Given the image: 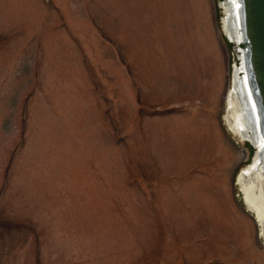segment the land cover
Returning <instances> with one entry per match:
<instances>
[{"label": "rangeland", "instance_id": "1", "mask_svg": "<svg viewBox=\"0 0 264 264\" xmlns=\"http://www.w3.org/2000/svg\"><path fill=\"white\" fill-rule=\"evenodd\" d=\"M221 1L0 0V264H264Z\"/></svg>", "mask_w": 264, "mask_h": 264}, {"label": "water", "instance_id": "2", "mask_svg": "<svg viewBox=\"0 0 264 264\" xmlns=\"http://www.w3.org/2000/svg\"><path fill=\"white\" fill-rule=\"evenodd\" d=\"M237 1L240 2L239 11L236 13L238 17L240 16L237 26L239 37L235 34L227 35L236 46L239 59L238 64L233 66L231 89L237 88L243 80L242 76L246 75L245 85L249 88L251 95L249 97L252 100L251 102L249 99L243 100L245 115L249 123L254 125L257 135L260 132L263 138L261 144L250 141L255 147L254 155L261 158L264 155V0ZM224 2L226 0L220 3Z\"/></svg>", "mask_w": 264, "mask_h": 264}, {"label": "bare ground", "instance_id": "3", "mask_svg": "<svg viewBox=\"0 0 264 264\" xmlns=\"http://www.w3.org/2000/svg\"><path fill=\"white\" fill-rule=\"evenodd\" d=\"M226 3L228 4L225 13L227 16H224L225 27L223 26L225 34H235L236 37H239L237 26L240 16L238 17L236 13L239 11L240 2L237 0H226ZM244 77L246 78V75L242 76L243 80L240 81L237 88L231 89V84L229 86L226 95L227 113L224 116V120L228 128L235 135L239 136L241 140L247 139L252 143L260 142L261 144L263 142L261 133L259 132V135H257L258 133L254 129V125L249 123L245 115V103L243 100L247 99L248 101L249 99L251 102L252 98L250 99L249 97L251 95L248 86L245 85L247 84V79L244 80ZM238 183L243 202L247 209L252 212V215L254 214L256 217L260 234L264 238V155L261 158L255 155L252 165L246 166L239 174Z\"/></svg>", "mask_w": 264, "mask_h": 264}]
</instances>
